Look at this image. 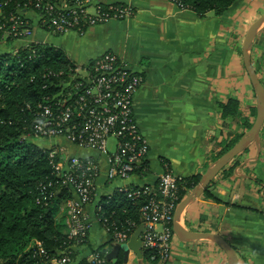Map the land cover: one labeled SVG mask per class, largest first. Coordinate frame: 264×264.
<instances>
[{
    "label": "crops",
    "instance_id": "0c3cea01",
    "mask_svg": "<svg viewBox=\"0 0 264 264\" xmlns=\"http://www.w3.org/2000/svg\"><path fill=\"white\" fill-rule=\"evenodd\" d=\"M133 4L131 19L88 27L83 35L74 31L56 35L62 38L57 42L50 41L53 35L41 25L40 13H26L33 30L30 40L63 48L78 66L112 51L144 78L134 104L135 118L149 142L142 171L110 181L107 156L51 141L66 146L71 155L93 157L100 164L96 194L87 208L93 228L83 256L102 246L112 252L116 246L95 219L99 203L120 193L123 186H156L167 167L181 177L202 178L225 146L249 130L236 114L225 117L221 106L237 100L240 114L251 124L257 113L258 97L244 64L243 47L249 29L264 14V0H237L221 14L204 15L182 9L173 0H133ZM30 40L16 45L25 46ZM6 49L0 45V53ZM249 53L264 85V26ZM210 187L218 200L197 198L181 215V227L227 234L239 264H264V125L259 142L226 166ZM132 256L138 264H149L144 255L138 258L132 251L128 262ZM224 256L220 246L209 240L190 242L176 236L169 264H226Z\"/></svg>",
    "mask_w": 264,
    "mask_h": 264
},
{
    "label": "built area",
    "instance_id": "2783aa9c",
    "mask_svg": "<svg viewBox=\"0 0 264 264\" xmlns=\"http://www.w3.org/2000/svg\"><path fill=\"white\" fill-rule=\"evenodd\" d=\"M173 1L180 8L189 9L181 0ZM34 8L41 11V23L54 35L73 31L83 35L88 27L112 20H129L135 14L133 0H121L119 3L76 0L73 4L36 0ZM32 36L33 30L29 27L26 14L11 15L4 20L0 6V39L3 43L10 38L15 40L16 45L17 41L30 40ZM34 42L47 44L30 40L25 46ZM143 83L144 78L140 73L116 53L106 51L79 65L74 70L72 81L66 83L49 102L39 106V120L23 139L62 140L81 149L94 150L107 156L108 180H126L135 173L138 165L143 164L149 153V142L142 134L134 114L136 93ZM110 138L115 140L113 150L108 148ZM46 147L56 176L73 194L60 206L65 214L64 223L71 244L58 256H51L42 242L34 240L25 250V256L38 258V264H116L107 256L109 250L102 253L96 249L83 256L93 228L87 208L96 194L99 162L93 157L71 155L66 146L59 143ZM181 181L182 177L167 167L160 174L156 186L119 188L120 193L131 198L148 196L140 211L144 227L142 250L147 251L143 255L149 264H169L172 259L175 239L173 223L180 204ZM52 185V182L42 185L41 196L44 200L53 195H48V188ZM104 207L105 202L99 203L95 219L115 245L127 244L137 230L109 222Z\"/></svg>",
    "mask_w": 264,
    "mask_h": 264
},
{
    "label": "trees",
    "instance_id": "16d2710c",
    "mask_svg": "<svg viewBox=\"0 0 264 264\" xmlns=\"http://www.w3.org/2000/svg\"><path fill=\"white\" fill-rule=\"evenodd\" d=\"M51 1L73 4L76 0ZM181 1L187 8L204 15L209 11L221 14L237 0ZM35 2L0 0L2 18L8 20L11 15L24 16L32 10L40 13L34 8ZM0 45L8 48L0 53V264H38V258L25 256V250L32 241L42 242L51 256H58L71 244L64 223L65 214L60 206L73 194L56 176L47 147L23 138L38 122L39 106L49 102L66 83L72 81L78 65L63 48L53 44L34 42L18 47L15 40L9 38L5 43L0 39ZM221 107L225 117L236 114L241 118L242 126L247 129L252 127L253 124L240 114L237 100L230 99ZM241 137L242 134L238 135L226 145L222 155ZM140 170H143L142 164L135 172ZM200 179L199 176L182 177L179 203L199 184ZM49 182L53 185L48 188V195H53L44 200L41 196L42 185ZM202 196L218 200L208 189ZM147 199V195L131 198L127 194L117 193L106 198L105 216L109 222H115L120 227L138 230L143 223L140 209ZM97 251L105 253V247ZM143 252L147 253L146 250ZM118 257L116 264H122L123 252Z\"/></svg>",
    "mask_w": 264,
    "mask_h": 264
},
{
    "label": "water",
    "instance_id": "95a60500",
    "mask_svg": "<svg viewBox=\"0 0 264 264\" xmlns=\"http://www.w3.org/2000/svg\"><path fill=\"white\" fill-rule=\"evenodd\" d=\"M263 26L264 14L254 22L249 29L243 47L244 64L258 97L257 113L253 125L228 151L221 155L212 164L200 179L199 184L180 202L176 209L173 223L175 235L182 241L192 242L206 239L220 246L227 255L228 264H239V258L237 249L226 236L212 232H194L185 230L179 224V220L190 204H192L197 198L201 197L207 189H212V187H210L211 184L226 166H228L238 155L243 153L253 142H259L260 132L264 125V85L252 64L249 52L256 34ZM143 231L144 227L141 226L130 238L127 244L116 245L113 251L109 252V257H114V263L118 262V254L120 252H123L122 264H127L130 251L134 252L138 258L143 257V241L141 237Z\"/></svg>",
    "mask_w": 264,
    "mask_h": 264
},
{
    "label": "rangeland",
    "instance_id": "374dc122",
    "mask_svg": "<svg viewBox=\"0 0 264 264\" xmlns=\"http://www.w3.org/2000/svg\"><path fill=\"white\" fill-rule=\"evenodd\" d=\"M45 34H47V33H45ZM53 36H55V37H53V36H51V39H50V41H61V39L62 38H59L60 36H56V35H54V34H52ZM46 43H48V42H46ZM84 63H87L88 62V60H84L83 61ZM81 64H83V63H81ZM82 74H84V71L82 70ZM240 139V138H239ZM238 139V140H239ZM31 140H33L34 142H36V143H38V144H41V145H43V146H49V145H51L52 143H51V141L50 140H46V139H39V138H33V139H31ZM237 140V141H238ZM114 147H115V140L113 139V138H110V139H108V148L110 149V150H113L114 149ZM231 168H235V165H233V167H231ZM235 182H236V180H235ZM60 218H61V215L59 216ZM59 219V218H58ZM227 223V222H226ZM222 235H224V236H226L227 238L229 237V235H227V234H224V233H222ZM175 237H176V235H175ZM231 241V240H230ZM112 246V245H111ZM109 247H110V244H109ZM239 249V251H240V253L243 255V248H242V246L241 245H239V247H238ZM105 250H108L107 248H105ZM224 254H225V252H224ZM224 261H225V263L226 264H228V260H227V255L225 254V256H224ZM146 262H147V260H146ZM128 264H138V259L135 257V256H132V257H130V260H129V262H128ZM242 264H243V261H242Z\"/></svg>",
    "mask_w": 264,
    "mask_h": 264
}]
</instances>
